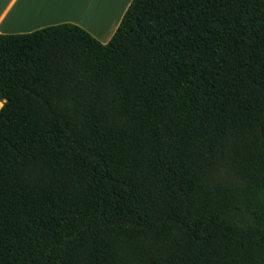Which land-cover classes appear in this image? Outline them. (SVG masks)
<instances>
[{"label":"trees","instance_id":"1","mask_svg":"<svg viewBox=\"0 0 264 264\" xmlns=\"http://www.w3.org/2000/svg\"><path fill=\"white\" fill-rule=\"evenodd\" d=\"M0 34V264H264V0H131Z\"/></svg>","mask_w":264,"mask_h":264},{"label":"crops","instance_id":"2","mask_svg":"<svg viewBox=\"0 0 264 264\" xmlns=\"http://www.w3.org/2000/svg\"><path fill=\"white\" fill-rule=\"evenodd\" d=\"M131 0H0V34L75 23L107 42ZM2 102L0 101V108Z\"/></svg>","mask_w":264,"mask_h":264},{"label":"rangeland","instance_id":"3","mask_svg":"<svg viewBox=\"0 0 264 264\" xmlns=\"http://www.w3.org/2000/svg\"><path fill=\"white\" fill-rule=\"evenodd\" d=\"M2 102V101H1Z\"/></svg>","mask_w":264,"mask_h":264}]
</instances>
